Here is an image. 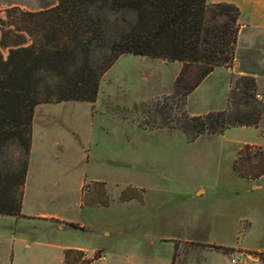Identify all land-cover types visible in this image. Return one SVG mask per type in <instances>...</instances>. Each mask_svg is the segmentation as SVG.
I'll return each instance as SVG.
<instances>
[{
    "label": "rangeland",
    "instance_id": "obj_1",
    "mask_svg": "<svg viewBox=\"0 0 264 264\" xmlns=\"http://www.w3.org/2000/svg\"><path fill=\"white\" fill-rule=\"evenodd\" d=\"M57 3L58 0H0V17L5 16L6 9L16 6L39 11ZM182 67V62L124 54L104 74L94 105L64 101L36 107L30 188L36 193L37 204L67 210L71 213L68 217L77 222H94L101 216L102 225L94 234L68 228L55 231V224H16L11 217L0 215V264H63L57 250L48 244L52 239L90 250L105 247L104 261L98 260L100 251L90 256L85 252L91 264H171L174 248L163 244L160 237L175 239L174 264H244L246 258L236 255L238 250L257 251L264 247V236L256 225L262 190L255 187L264 181L242 178L234 169L241 145L264 142L261 131L233 128L225 139L207 134L190 142L177 128L145 123L143 104L171 94ZM194 72V68L189 69V74ZM237 78L233 79L234 85ZM223 101V83L213 79L187 97L185 110L191 115L204 114L221 108ZM241 108L245 111L242 114L251 113L250 108ZM225 109L232 112L235 106L228 102ZM257 152L264 153V149L253 146L245 150L253 162ZM142 156L150 157L152 163L145 166ZM147 168L154 176L161 174L165 193L159 191L157 181L150 184L145 179L142 171ZM97 178L109 182L105 188L110 205H114L112 211L90 212L76 207L82 181ZM137 181L151 186V205L166 208L157 225L142 226L139 209L122 207L125 203L143 202L138 199L144 189L129 185ZM94 183L83 185L82 202L96 196ZM125 190L127 200L123 201ZM41 191L45 193L40 195ZM58 194L60 200L51 205L49 200ZM30 237L34 239L28 240ZM218 245L236 248L230 252V262L213 253L223 251ZM260 257L264 260V255ZM234 258L236 263L232 262Z\"/></svg>",
    "mask_w": 264,
    "mask_h": 264
},
{
    "label": "trees",
    "instance_id": "obj_2",
    "mask_svg": "<svg viewBox=\"0 0 264 264\" xmlns=\"http://www.w3.org/2000/svg\"><path fill=\"white\" fill-rule=\"evenodd\" d=\"M239 17L235 3L208 0H58L39 11L6 9L0 17V215L24 216L36 107L96 102L104 74L124 54L183 63L172 93L143 104L147 125L177 128L190 142L231 127H258L264 120V100L257 98V81L249 75L238 77L232 88V112L191 115L185 110L187 97L215 68L233 65ZM241 106L251 113L242 114ZM250 147H242L234 169L241 177L255 179L264 175V153L257 152L253 162L245 154ZM94 184L96 196L83 203L109 206L106 183ZM217 248L225 254L236 249ZM176 250L177 243L172 264ZM81 258L84 262L79 263ZM64 263L91 260L84 251L70 248L64 252Z\"/></svg>",
    "mask_w": 264,
    "mask_h": 264
},
{
    "label": "crops",
    "instance_id": "obj_3",
    "mask_svg": "<svg viewBox=\"0 0 264 264\" xmlns=\"http://www.w3.org/2000/svg\"><path fill=\"white\" fill-rule=\"evenodd\" d=\"M208 2L209 3H217V2L235 3L240 8L239 22L241 24V29L238 35L236 57H235L233 65L230 67L222 66V67L215 68L214 71H212L195 90L201 87V85H203L205 82L209 80L212 81L213 79H215L216 81V79L219 78V80L223 83L224 101H223L222 107L218 108L217 110H224L227 107L228 102H229L230 91L234 87L233 79L236 77L243 76V75H249V76L255 77L257 81V85H258V93L262 95L263 100H264V0H208ZM172 62L174 64L180 63L176 61H172ZM180 68L181 66L178 65V69ZM192 93L188 96V99L192 95ZM99 94H100V90H99ZM98 98H99V95H98ZM96 102L94 103L88 102V103H91L94 105ZM217 110H214V111H217ZM262 124H264V120L260 122L258 127H254V126L231 127L227 129L223 134H220V135L210 134V137L215 136V137H221L222 139H225L227 138V135H228L227 133L233 128H254V129L260 130L261 134L264 135V127H262ZM33 136H34V123H33ZM203 137H207V135H202L197 140ZM246 144L258 146L264 149V142L252 141V142L244 143L239 148L235 158L238 156L242 147ZM32 150H33V141H32L31 154H32ZM140 159H143L142 162H144L145 166L152 163L151 162L152 159L150 157L142 156ZM30 165H31V155H30V164H29V169L27 173L26 185H25L24 197H23L22 213L24 216H9V217H11L16 224H22L21 222L23 221L24 222L25 221L27 222L40 221V222H45L48 224H55L56 225L55 231H57V229L59 231H62L65 228H68V229H75V230H82V231L90 230L91 233L94 234L97 228L102 225L101 216L98 220L94 222L84 221V220L77 222V221H73L74 219L72 217H68L67 214H69L70 212L67 210L63 212L62 209L57 208V207L56 208L54 207V209L52 208L48 209L49 206H47L46 204H43L44 206L43 208H41V206L37 204L36 193L31 191V188H30V177H31L30 176V173H31ZM142 172L144 173L145 179H148V182L150 184L155 183V181H157V183L160 184L159 191L162 193L166 192V188L161 184L162 181H161L160 173L158 176L157 175L154 176V173L148 168L147 170L143 169ZM245 179H250L254 181H264V175L261 177L255 178V179L253 178H245ZM89 181L105 182L106 185L109 186V182L102 178H97V179H93ZM89 181L86 179L82 181L80 185V200L77 202L76 207H79L80 209H83V210L85 209V211H90V212L93 210L97 211L99 209H106V210L112 211V209L114 208L113 204L107 207H98V206H87L82 202V188H83V185ZM129 185L142 187L144 189L143 202L142 203L140 202L125 203V204H122L124 205L122 207H127V208L133 207L135 210L139 209V212L142 215L140 218L141 224L144 227L159 224L161 221V218H163L164 216V211L166 208L162 206L157 207L155 205L150 204L149 196L152 191L151 186L145 185L144 182H141V181H137ZM255 187L256 189L262 190L261 194H259L258 196L259 197L258 202H259V207H260V219L256 221L257 222L256 225L259 227V231L261 235L264 236V183L259 186H255ZM32 193L34 196L32 195ZM43 193L45 192L41 191L40 195L41 194L43 195ZM57 200H60L59 194L56 195L51 200H49V202L52 205ZM70 224H76L79 227H73ZM109 227H110L109 229L111 230L113 229V226H109ZM106 234H109V232H106ZM160 238L163 244L173 246L174 251H175V243H174L175 239L174 238H171V237H160ZM30 239H34V238L33 237L28 238V240ZM22 240H25V239L22 238ZM52 241L53 239L50 241L51 243H48V244L52 248L57 250L58 257L63 264H65L64 263V252L66 249L71 248V249L82 250L86 252L88 256H90L96 251H100L101 253H103L105 250V247L103 246L96 247L90 250L82 245L63 244L61 241H54V242ZM218 246H221V245H218ZM238 249H241V248H238ZM213 253L222 255L224 258L227 257V262H230V260L228 261V258H231L230 253L225 254L223 251H216ZM236 255L245 256L246 260L244 261V264H264V260L261 259L260 257L261 255H264V247H261L257 251L241 249L236 252ZM126 256L131 257L128 254ZM251 257H254L256 260L252 261ZM129 260H132V259L129 258Z\"/></svg>",
    "mask_w": 264,
    "mask_h": 264
},
{
    "label": "built area",
    "instance_id": "obj_4",
    "mask_svg": "<svg viewBox=\"0 0 264 264\" xmlns=\"http://www.w3.org/2000/svg\"><path fill=\"white\" fill-rule=\"evenodd\" d=\"M256 96H257L258 99H262V98H263L262 95L259 94V93H257ZM98 260H100V261H104V260H106V255L103 254V253H99V254H98ZM232 262H233V263H236L237 260L234 258V259H232Z\"/></svg>",
    "mask_w": 264,
    "mask_h": 264
}]
</instances>
